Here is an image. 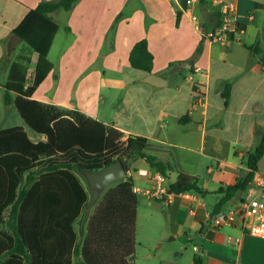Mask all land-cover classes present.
I'll return each mask as SVG.
<instances>
[{"label": "crops", "instance_id": "0c3cea01", "mask_svg": "<svg viewBox=\"0 0 264 264\" xmlns=\"http://www.w3.org/2000/svg\"><path fill=\"white\" fill-rule=\"evenodd\" d=\"M0 1L18 6L21 13L17 20L11 18L10 23L2 22L6 35L0 38L3 72L0 88L4 92L13 61L28 56L29 72L34 68L36 54L33 52H23L15 58L9 56L20 40L9 53L5 43L29 9L43 0ZM226 6L229 7L227 13ZM55 12L57 10L50 17L58 28L50 49L59 31V24L52 15ZM62 14V27L69 40L58 56V74L54 76V65L47 58L52 67L34 89L33 99L78 110L105 126L120 130L124 138L129 134L139 135L153 145L176 150L174 154L180 169L196 177L198 185L209 191L208 194H215L220 186L235 183L240 170L246 167L248 147L254 148L264 131V48L263 58L248 50L258 38L264 46V0H204L202 3L200 0H78ZM219 29L229 32L230 38L225 42L205 36ZM141 39L146 40L153 56L150 73L165 80L160 86L146 83L147 73L129 65V52ZM130 70H135L130 83L125 78L126 83L118 81L117 75ZM51 80H58V87L48 97L42 90L52 85ZM226 83L230 84V95L224 103L221 93ZM117 84L134 86L127 93L128 97L120 94L118 108L121 111L114 104L116 94L112 93ZM137 104L151 115L149 130L147 117L140 109L132 108ZM5 105L10 109L3 117L5 123L1 129L23 126L26 130L15 105ZM183 116L186 119L182 122ZM133 117L138 120L136 127L117 124L119 118L130 120ZM164 119L169 120L166 125L162 124ZM26 132L34 141L45 139L31 130ZM179 150L214 161L205 166V173L211 175L218 186L208 188L206 182L200 185L196 163L192 164L191 157ZM166 154L157 152L161 159H165ZM133 170L136 176L150 181L141 173L148 171L144 166ZM256 173L263 176L264 167L258 166ZM130 176L132 178V174ZM175 177L176 172H171L166 185ZM249 185H252L253 196L255 185L252 181L247 187ZM245 190L239 196L241 200L229 201L220 211L232 212L233 218L218 227H213L210 219L217 201L208 207L205 201L208 194L202 197L190 193V197L185 198L169 193L163 199L154 200L166 201L172 231L178 229L197 237L199 244L193 249L196 247L194 250L201 254L202 264H264V239L248 234L238 214L241 205L251 197H243ZM91 210L83 217V225Z\"/></svg>", "mask_w": 264, "mask_h": 264}, {"label": "trees", "instance_id": "16d2710c", "mask_svg": "<svg viewBox=\"0 0 264 264\" xmlns=\"http://www.w3.org/2000/svg\"><path fill=\"white\" fill-rule=\"evenodd\" d=\"M77 1L43 0L12 30L36 54V60L26 87L30 57L12 62L3 101L14 104L24 124L45 139H30L23 126L0 130V264H134L137 193L132 178L127 175L108 186L83 225L90 190L79 167L100 170L118 156L128 171L125 158L138 157L166 178L176 172L167 187L172 194L204 197L209 192L198 185L196 177L180 169L172 149L153 145L139 135L129 134L123 140V132L78 110L32 98L52 67L46 56L58 26L50 14L70 10ZM200 48L201 42L198 52ZM263 48L258 38L248 50L263 58ZM128 62L135 69L151 72L153 56L145 39L134 43ZM229 95L230 84L226 83L221 93L224 103ZM161 151L167 153L165 159L157 156ZM263 155L264 131L258 144L246 153V167L235 183L214 191L221 196L210 219L229 201L241 200L235 199L236 194L252 180ZM192 262L202 264L201 254L194 253Z\"/></svg>", "mask_w": 264, "mask_h": 264}, {"label": "rangeland", "instance_id": "374dc122", "mask_svg": "<svg viewBox=\"0 0 264 264\" xmlns=\"http://www.w3.org/2000/svg\"><path fill=\"white\" fill-rule=\"evenodd\" d=\"M61 12L53 13V18L59 24V31L53 41L52 47L48 53L47 58L51 61L54 65L55 74H58V56L61 52V48L66 45L69 40V35L66 33L62 27V18H63V10L60 9ZM20 8L16 5H7L0 1V38H3L6 35V30L4 29V25L2 22L5 21L7 23L11 22V18L17 20L20 15ZM12 37V36H11ZM11 37L7 39L5 43V50L8 52V43L11 40ZM2 49L0 48V54ZM26 52L25 54L30 52V49L26 45L25 42H18L15 48L11 51L10 57L15 58L18 54ZM9 53V52H8ZM99 62V61H98ZM97 62V63H98ZM134 69V68H133ZM135 70L124 71L123 74L117 75L118 81L122 80V83H129L134 78ZM2 68L0 67V82H3L2 79ZM126 81H125V79ZM129 79V80H128ZM52 85L48 88L42 90L45 96H51L53 91L58 87V80H51ZM125 86H117L113 89L112 93L116 94L114 96L115 105L118 108V98L121 95H126L128 97V92L134 87H125ZM108 89H106L107 91ZM4 92L0 88V129L2 128L3 124L5 123L3 117L7 113L10 108L4 104L3 101ZM133 109H140V112L147 117L148 119V130L151 125V115L147 113L145 109L142 108L141 104H137V106H133ZM121 111V108H118ZM126 118H119L117 119V124H122L128 127H136L138 124L137 118L133 117L130 120H125ZM169 122L168 119H164L162 121L163 125H166ZM26 130L30 133V130L27 126ZM226 134H228V130H225ZM122 139H125L124 137ZM194 146V145H191ZM239 148L242 146L241 144L237 145ZM247 148V147H246ZM248 150H253L252 146L248 147ZM176 151V150H175ZM173 150V152H175ZM180 152L191 157V163H196L198 173H199V183L203 186V184H207L208 188H213L218 186L211 179V175L205 173V166L210 165L211 163L214 164V161L207 160L203 156H197L191 152L185 150H179ZM125 162L128 166L127 175L132 174V180L134 186L140 187L141 189L150 188L151 183L146 182L144 178H140L136 176L133 168H139L144 166L149 172L155 173V169L150 168L146 165L140 158L138 157H129L125 158ZM244 162V160H242ZM258 166L264 167V156L260 159ZM130 173V174H129ZM126 175V177H127ZM173 174L172 177L173 178ZM125 177V178H126ZM131 177V176H130ZM124 179V178H122ZM121 180V179H119ZM115 182V181H114ZM114 182L110 183L109 186L114 185ZM253 193L252 185H249L246 190L244 191L243 197H250ZM137 202H136V224H135V244H134V256L132 262L134 264H191V259L193 253H197L193 246L199 244L197 237L193 233L183 234L178 229L171 230L172 227V219L169 212L168 205L165 200H154L153 198H149L144 193H137L136 194ZM220 194L218 193H211L205 197V201L207 206L209 207L211 203L216 202L219 200ZM91 207L88 208V212L90 211ZM190 238L191 240H189Z\"/></svg>", "mask_w": 264, "mask_h": 264}, {"label": "built area", "instance_id": "2783aa9c", "mask_svg": "<svg viewBox=\"0 0 264 264\" xmlns=\"http://www.w3.org/2000/svg\"><path fill=\"white\" fill-rule=\"evenodd\" d=\"M225 13L229 11V7L226 6L224 9ZM196 27H198L196 22ZM210 40H217L219 42H225L229 37V32L227 29H222L220 31H212L205 34ZM28 77H31V72L28 73ZM28 85V82L25 83V87ZM151 183L150 188L141 189L140 187L133 186V191L135 193H144L149 198L153 199H163L169 193L167 190V178L155 170V173L149 171H142ZM252 183L255 185L256 193L248 198V200L241 205V208L238 211L239 217L241 219V224L244 227L245 231L255 237L264 239V175L258 176L255 172L252 178ZM185 198H189L187 192L179 193ZM233 218V213L230 211L218 212L213 215L211 218V224L213 227H218L223 223L228 222ZM236 242H239V239H235ZM196 250V247H194Z\"/></svg>", "mask_w": 264, "mask_h": 264}, {"label": "water", "instance_id": "95a60500", "mask_svg": "<svg viewBox=\"0 0 264 264\" xmlns=\"http://www.w3.org/2000/svg\"><path fill=\"white\" fill-rule=\"evenodd\" d=\"M19 40L20 38L18 35H12L11 40L8 43V52L14 48ZM144 81L154 86H160L162 82H165L164 79L152 73H147ZM77 171L84 177L87 187L90 190V198L84 207L86 210L98 200L110 183L125 178L127 175V170L123 161L118 156L115 157V161L112 164H109L100 170H88L79 167ZM241 192L242 190L237 192L236 198L240 196ZM168 193H170V191H168Z\"/></svg>", "mask_w": 264, "mask_h": 264}]
</instances>
